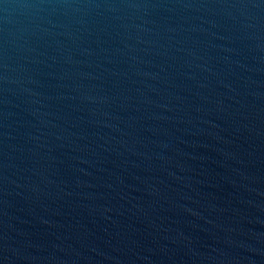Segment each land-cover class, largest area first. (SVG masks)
<instances>
[{"label":"water","instance_id":"obj_1","mask_svg":"<svg viewBox=\"0 0 264 264\" xmlns=\"http://www.w3.org/2000/svg\"><path fill=\"white\" fill-rule=\"evenodd\" d=\"M0 264H264V0H0Z\"/></svg>","mask_w":264,"mask_h":264}]
</instances>
